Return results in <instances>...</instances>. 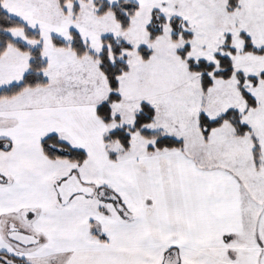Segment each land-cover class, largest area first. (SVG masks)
Returning a JSON list of instances; mask_svg holds the SVG:
<instances>
[{
    "label": "snow or ice",
    "instance_id": "snow-or-ice-1",
    "mask_svg": "<svg viewBox=\"0 0 264 264\" xmlns=\"http://www.w3.org/2000/svg\"><path fill=\"white\" fill-rule=\"evenodd\" d=\"M0 264H264V0H0Z\"/></svg>",
    "mask_w": 264,
    "mask_h": 264
}]
</instances>
